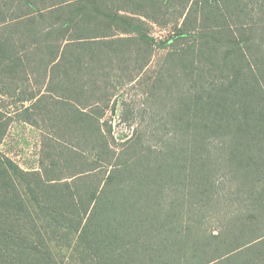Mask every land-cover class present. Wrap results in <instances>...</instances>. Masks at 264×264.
Wrapping results in <instances>:
<instances>
[{
	"label": "trees",
	"instance_id": "1",
	"mask_svg": "<svg viewBox=\"0 0 264 264\" xmlns=\"http://www.w3.org/2000/svg\"><path fill=\"white\" fill-rule=\"evenodd\" d=\"M16 120L43 153L0 151V264H264V0H0Z\"/></svg>",
	"mask_w": 264,
	"mask_h": 264
},
{
	"label": "rangeland",
	"instance_id": "2",
	"mask_svg": "<svg viewBox=\"0 0 264 264\" xmlns=\"http://www.w3.org/2000/svg\"><path fill=\"white\" fill-rule=\"evenodd\" d=\"M151 25L153 27V34L158 41L166 39L168 35L172 33V26L163 28L153 23ZM161 51L162 50L157 47L155 52V62L158 57L157 55H159ZM119 89L122 91V96H129L131 100H136V103L142 99L139 97L141 90H137L136 87L130 88L119 85ZM121 112L122 104H119L117 115L109 113L107 116L108 120L114 122L113 133L120 141L128 138L134 130V125H129V123L122 121ZM49 125L51 124L46 125L48 129L58 132L57 127H50ZM42 126V129L46 130L45 125ZM43 140V133L41 132V129L27 122L16 120L10 126L5 139L1 143L0 151L6 156L10 157L15 163L20 165L25 170L40 169V160L43 153ZM73 239L74 236H71L69 241H72Z\"/></svg>",
	"mask_w": 264,
	"mask_h": 264
}]
</instances>
